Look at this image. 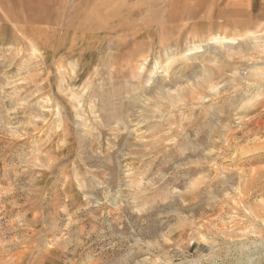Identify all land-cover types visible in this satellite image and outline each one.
I'll list each match as a JSON object with an SVG mask.
<instances>
[{"label": "rangeland", "instance_id": "rangeland-1", "mask_svg": "<svg viewBox=\"0 0 264 264\" xmlns=\"http://www.w3.org/2000/svg\"><path fill=\"white\" fill-rule=\"evenodd\" d=\"M263 95L264 0H0V264H264Z\"/></svg>", "mask_w": 264, "mask_h": 264}, {"label": "bare ground", "instance_id": "bare-ground-1", "mask_svg": "<svg viewBox=\"0 0 264 264\" xmlns=\"http://www.w3.org/2000/svg\"><path fill=\"white\" fill-rule=\"evenodd\" d=\"M254 38V37H253ZM252 39V38H251ZM255 39V38H254ZM258 39V38H257ZM261 39V38H260ZM259 39V40H260ZM263 39V38H262ZM255 42L257 41V40H254ZM262 40H260V42H261ZM228 49V48H227ZM246 49V48H245ZM261 61V60H260ZM77 66V65H76ZM75 69V68H74ZM155 70V69H154ZM77 75V74H76ZM71 82V81H70ZM60 86V85H59ZM72 88V87H71ZM62 90V89H61ZM74 92H72V94H73ZM74 95V94H73ZM264 96V95H263ZM147 97V96H146ZM140 99H141V97H140ZM148 99V98H147ZM97 101V100H96ZM102 101V100H101ZM145 101H146V98H145ZM135 102V101H134ZM262 103V102H261ZM71 104V103H70ZM101 104H103L102 102H101ZM134 105H135V103H134ZM57 106V105H56ZM76 106V105H75ZM58 108V107H57ZM98 109V108H97ZM102 109V108H101ZM103 110V109H102ZM66 112V111H65ZM69 112V111H68ZM67 113V112H66ZM72 113V112H71ZM99 113V112H98ZM78 114V113H77ZM130 116V115H129ZM68 117V116H67ZM139 123V122H138ZM138 123H135V126L138 124ZM141 124V123H140ZM138 127H140L139 125H138ZM64 130L65 129H63L62 131L64 132ZM66 133V132H65ZM63 135V134H62ZM221 189H224V188H221ZM13 262V261H12Z\"/></svg>", "mask_w": 264, "mask_h": 264}]
</instances>
